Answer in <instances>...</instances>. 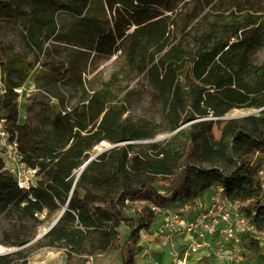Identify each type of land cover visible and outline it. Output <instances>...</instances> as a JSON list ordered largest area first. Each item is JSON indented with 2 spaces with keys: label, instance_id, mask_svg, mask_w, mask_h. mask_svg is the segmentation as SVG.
<instances>
[{
  "label": "rangeland",
  "instance_id": "374dc122",
  "mask_svg": "<svg viewBox=\"0 0 264 264\" xmlns=\"http://www.w3.org/2000/svg\"><path fill=\"white\" fill-rule=\"evenodd\" d=\"M107 1L113 0H0V40L11 46L20 65H31L18 89L20 122L51 155L82 160L73 179L88 200L108 203L115 197L132 216L144 201L168 194L178 183L181 196L206 197V192L193 194L194 181L201 180L197 173L228 175L248 167L258 154L256 140L264 136V15L230 40L231 48L217 60L220 69L211 65L195 83L187 60L160 72L145 59L167 29L165 17L178 11L175 36L194 49L195 36L180 33L183 14L192 8H182L185 0H141L163 18L131 27L108 50L82 51L52 40L82 16L100 15ZM206 11L191 29L204 32L212 21L220 26L234 19L229 11L204 18ZM208 148L217 153L205 158ZM180 155L196 166L194 174L185 167L171 172ZM137 159L156 170H138ZM60 211L27 221L25 235L34 237L21 247L3 245L10 224L0 215V250L20 249L30 264H89L86 255H69L62 247L34 246V238ZM151 247L155 260H165L157 252L160 245ZM139 249L134 264H150ZM90 263L120 264L121 259L110 252L92 256Z\"/></svg>",
  "mask_w": 264,
  "mask_h": 264
},
{
  "label": "trees",
  "instance_id": "16d2710c",
  "mask_svg": "<svg viewBox=\"0 0 264 264\" xmlns=\"http://www.w3.org/2000/svg\"><path fill=\"white\" fill-rule=\"evenodd\" d=\"M140 2L107 1L100 15L82 16L68 29L67 34H56L52 40L70 44L82 51L108 50L117 39L123 38L131 27L157 23L163 18L162 13L154 6L143 4L144 1L141 0ZM188 5H192V8L183 14L180 33L195 36L194 49L189 50L181 38L175 36L176 17L181 14L178 11L173 16L165 17L167 29L147 52L145 59L160 72L168 65L187 60L191 78L198 83L204 80L209 67L217 64V60L226 49L231 48L230 40L259 22V18L264 15V0H185L182 8ZM205 10L207 11L203 15L204 18L208 14L218 16L229 11L234 15V19L221 23L220 26L212 21L209 29L204 32L193 30L196 27L191 29L193 20ZM55 26L51 23V31ZM30 66L20 65L17 56L11 53V46L0 40V82L3 87L0 93V117L5 119L10 137L17 143L21 161L37 169L35 185L28 190L21 189L13 176L3 169L4 160L0 156V215L10 224V231L4 232L3 245L21 247L28 243L34 235L31 237L25 235L24 225L27 221H36L38 215L43 213L48 215L51 211L65 207L58 222L37 239L34 246H58L66 249L69 255L78 256L116 252L120 256V264H134L140 242L138 230L148 228L154 216L144 208L135 215H127L115 197L108 203H96L83 197L73 179V172L82 160L51 155L36 140L30 126L20 122L19 93L16 89H20L27 81ZM217 69H220L218 64ZM238 135L237 133L235 138H238ZM255 148L258 154L248 167H238L228 175L214 171L203 176L197 173L201 180L198 181L197 178L194 181L193 194L200 195L220 185L224 196L230 199L258 198L261 193L264 198V177L261 175L264 167V136L256 140ZM182 153L185 151L182 150ZM203 153V157L207 158L217 151L208 148ZM188 158L180 155L171 172L176 173V168L185 167L194 174L196 166L188 163ZM136 166L143 172L148 168L156 170L153 166L148 167L144 160L137 159ZM182 186V183L170 186V192L162 196L157 195L156 200L184 204L198 198L181 196L178 190ZM247 215L256 231L262 233V238L259 240L242 234L240 244L246 251L249 263L264 264V200L256 201L254 212ZM123 226L126 229L122 232ZM0 264L30 263L25 259L23 251L18 249L1 254Z\"/></svg>",
  "mask_w": 264,
  "mask_h": 264
},
{
  "label": "built area",
  "instance_id": "2783aa9c",
  "mask_svg": "<svg viewBox=\"0 0 264 264\" xmlns=\"http://www.w3.org/2000/svg\"><path fill=\"white\" fill-rule=\"evenodd\" d=\"M0 156L3 169L13 176L19 188L28 190L35 185L37 169L21 161L17 143L10 137L2 117ZM261 194L258 198L230 199L218 185L208 190L206 197L184 204L144 201L143 208L152 213L154 220L148 228L138 230L141 256L150 264H251L240 236L247 234L261 240L262 233L256 231L247 215L254 212L256 201L264 200ZM152 244L160 245L157 252L165 260L152 257ZM84 257L92 261V256Z\"/></svg>",
  "mask_w": 264,
  "mask_h": 264
},
{
  "label": "water",
  "instance_id": "95a60500",
  "mask_svg": "<svg viewBox=\"0 0 264 264\" xmlns=\"http://www.w3.org/2000/svg\"><path fill=\"white\" fill-rule=\"evenodd\" d=\"M65 210V207H63L60 211V213L57 215V217L53 220V222L44 230L42 231L41 233H39L33 241H36L37 239L41 238L43 235H45L57 222L58 220L60 219V217L62 216L63 212ZM17 249H10L8 250L6 253H9V252H12V251H15Z\"/></svg>",
  "mask_w": 264,
  "mask_h": 264
},
{
  "label": "crops",
  "instance_id": "0c3cea01",
  "mask_svg": "<svg viewBox=\"0 0 264 264\" xmlns=\"http://www.w3.org/2000/svg\"><path fill=\"white\" fill-rule=\"evenodd\" d=\"M138 246H139V244H138ZM140 247V246H139ZM138 251V250H137ZM139 251H140V253H141V250L139 249ZM159 252V251H158ZM139 253V255L141 256L142 254H140ZM161 254V253H160ZM162 256V255H161ZM142 257V256H141ZM89 264H90V262H88Z\"/></svg>",
  "mask_w": 264,
  "mask_h": 264
},
{
  "label": "bare ground",
  "instance_id": "6f19581e",
  "mask_svg": "<svg viewBox=\"0 0 264 264\" xmlns=\"http://www.w3.org/2000/svg\"><path fill=\"white\" fill-rule=\"evenodd\" d=\"M5 253H6L5 251L0 250V255H1V254H5Z\"/></svg>",
  "mask_w": 264,
  "mask_h": 264
}]
</instances>
